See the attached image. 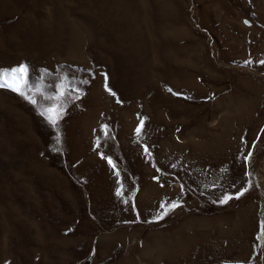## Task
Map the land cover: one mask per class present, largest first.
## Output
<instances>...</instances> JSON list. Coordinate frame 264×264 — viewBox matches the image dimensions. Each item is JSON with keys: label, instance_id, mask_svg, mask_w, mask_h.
Listing matches in <instances>:
<instances>
[{"label": "rangeland", "instance_id": "1", "mask_svg": "<svg viewBox=\"0 0 264 264\" xmlns=\"http://www.w3.org/2000/svg\"><path fill=\"white\" fill-rule=\"evenodd\" d=\"M262 62L264 0H0V264H264Z\"/></svg>", "mask_w": 264, "mask_h": 264}, {"label": "snow or ice", "instance_id": "2", "mask_svg": "<svg viewBox=\"0 0 264 264\" xmlns=\"http://www.w3.org/2000/svg\"><path fill=\"white\" fill-rule=\"evenodd\" d=\"M264 63V62H262ZM27 75V68L24 64H20L17 67H13L7 71H3L0 70V88H8L11 91L17 93L18 95L23 96L25 99H28V97L25 95V78ZM106 91H108V89H105ZM57 93L58 96L63 97L65 95V92L62 90V85L58 86L57 88ZM110 95H113V93L109 92ZM30 103H35V100H29ZM120 101H117V103H119ZM58 109L53 106L50 108L45 109L43 112H41L40 114L45 116V118L48 120V122L50 124H55L56 120L53 118L56 114H57ZM143 123V121H141V124ZM141 131V128L138 126L136 128V132L137 134H139ZM145 151L147 152V149H145ZM251 156V153L249 152L247 156L244 157V161L245 164H247L248 161V157ZM101 158L103 159L104 157L101 156ZM109 165H112V161L109 159L108 160ZM115 171V169H113ZM243 191H247V189H243L241 191L237 192V196L236 198H239L240 195L243 194ZM117 196L121 195V192L119 189H117ZM231 197H229L227 194H225L221 199H220V203L223 204L225 203L227 200H229ZM178 205H176L175 203H171L168 205H165L164 203L160 204V210L157 212L156 214V219H162L165 215L168 214V212L177 207Z\"/></svg>", "mask_w": 264, "mask_h": 264}, {"label": "bare ground", "instance_id": "3", "mask_svg": "<svg viewBox=\"0 0 264 264\" xmlns=\"http://www.w3.org/2000/svg\"><path fill=\"white\" fill-rule=\"evenodd\" d=\"M254 100H257L256 97H254ZM238 159H239V156H238ZM240 161V160H239ZM236 168V165H235V161L232 159L230 164H228V172L231 173L232 170H234ZM237 169V168H236ZM228 186L231 187V181H230V178H228Z\"/></svg>", "mask_w": 264, "mask_h": 264}]
</instances>
